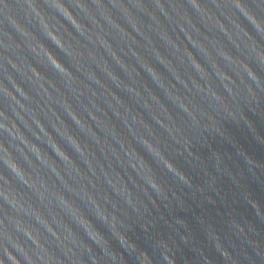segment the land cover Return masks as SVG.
Masks as SVG:
<instances>
[{
	"label": "water",
	"instance_id": "water-1",
	"mask_svg": "<svg viewBox=\"0 0 264 264\" xmlns=\"http://www.w3.org/2000/svg\"><path fill=\"white\" fill-rule=\"evenodd\" d=\"M0 264H264V0H0Z\"/></svg>",
	"mask_w": 264,
	"mask_h": 264
}]
</instances>
